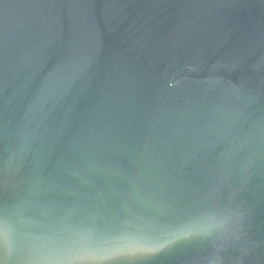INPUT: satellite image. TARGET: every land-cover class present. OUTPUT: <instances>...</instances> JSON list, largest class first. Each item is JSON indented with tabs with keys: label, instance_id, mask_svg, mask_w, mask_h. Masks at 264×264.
Wrapping results in <instances>:
<instances>
[{
	"label": "water",
	"instance_id": "95a60500",
	"mask_svg": "<svg viewBox=\"0 0 264 264\" xmlns=\"http://www.w3.org/2000/svg\"><path fill=\"white\" fill-rule=\"evenodd\" d=\"M0 264H264V0H0Z\"/></svg>",
	"mask_w": 264,
	"mask_h": 264
}]
</instances>
